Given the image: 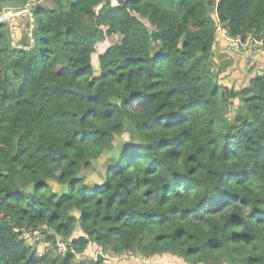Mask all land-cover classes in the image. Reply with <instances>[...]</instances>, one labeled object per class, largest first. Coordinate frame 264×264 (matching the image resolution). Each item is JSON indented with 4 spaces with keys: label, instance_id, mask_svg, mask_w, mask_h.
I'll list each match as a JSON object with an SVG mask.
<instances>
[{
    "label": "trees",
    "instance_id": "16d2710c",
    "mask_svg": "<svg viewBox=\"0 0 264 264\" xmlns=\"http://www.w3.org/2000/svg\"><path fill=\"white\" fill-rule=\"evenodd\" d=\"M32 11L27 48L0 24V264H264V65L238 88L213 68L219 27L264 51V0Z\"/></svg>",
    "mask_w": 264,
    "mask_h": 264
},
{
    "label": "rangeland",
    "instance_id": "374dc122",
    "mask_svg": "<svg viewBox=\"0 0 264 264\" xmlns=\"http://www.w3.org/2000/svg\"><path fill=\"white\" fill-rule=\"evenodd\" d=\"M29 1H32V3L34 2L35 4H45L49 0H29ZM23 28H25V27H22L18 33L16 31L12 32L13 39L15 41H18V44H21L20 39L23 36V30H24ZM31 39H32V37H30L28 39L29 44L27 46H25L26 48L31 45V43H32ZM21 45H23V44H21ZM222 49H226V48L223 47ZM249 51H250V46H246V48L244 50L232 52V54L235 57H232V55L228 56V55H226L225 52H217L216 53V55L213 59V68L218 70V75H219L221 81H223V82L227 81L226 82L227 84H228V82L231 81V83H229V85H231V87L238 88L241 84H243L245 82L247 76L252 74L251 73L252 70L259 72L260 68L262 69V67L264 65V51H262V50L258 51L259 53L255 54L253 56L252 55L250 56ZM220 55L222 56L221 58H219ZM252 60H253V62H252ZM229 61H230V63H229ZM234 63H236V65H234ZM228 66H231V68H229ZM240 74L243 76H242V79L239 80L238 77ZM235 103H237V102H235ZM127 138H128L127 134H124L121 136H116V138L114 139V142H113V149H115V150H116V148L118 149L119 143L123 140H127ZM105 156H106L105 154L101 155L99 157V159H97L95 161L93 168L91 170L86 171L87 182H90V183L91 182H97V181H100L102 179V177H103V165L107 159ZM52 185H53V188L56 189L57 191L61 190V187L59 185H55V184H52ZM36 238L39 239L37 241V243L40 246V248H41V246H44L46 244L45 241L42 240V238H43L42 236L36 237ZM31 242H33V239L31 240ZM96 252H97V250H94L91 255H93V256L96 255Z\"/></svg>",
    "mask_w": 264,
    "mask_h": 264
},
{
    "label": "built area",
    "instance_id": "2783aa9c",
    "mask_svg": "<svg viewBox=\"0 0 264 264\" xmlns=\"http://www.w3.org/2000/svg\"><path fill=\"white\" fill-rule=\"evenodd\" d=\"M3 23L8 24L12 45L21 47L22 45L18 44V41H15L13 39L12 32L16 31L18 33L22 27L26 28V26L28 25L26 29L28 36L29 38L32 36L31 29L34 23V14L32 11V4L28 2L25 5L19 6V7L10 6V7L1 8L0 9V24H3ZM219 30L221 31L225 39L228 41L229 48L233 50H238L240 47L245 46L247 44V41L243 43L240 38L238 37L234 38V37L229 36L227 31L224 29H221L220 27H219ZM31 42H32V39H31ZM258 44L261 45V42H258ZM0 218H1V214H0ZM57 247H58V252L60 253H63L67 250L66 243L63 241H58ZM149 261L150 260L146 257H143V258L138 257L132 251H123L121 253L106 252L103 254L104 264H107V263L109 264H143V263H149Z\"/></svg>",
    "mask_w": 264,
    "mask_h": 264
},
{
    "label": "crops",
    "instance_id": "0c3cea01",
    "mask_svg": "<svg viewBox=\"0 0 264 264\" xmlns=\"http://www.w3.org/2000/svg\"><path fill=\"white\" fill-rule=\"evenodd\" d=\"M226 48V49H222V48ZM217 52H225L226 54H228V55H232V57H235L233 54H232V52H234L233 50L231 51L230 49H229V47H226L225 46V44H224V42L221 40V41H219L218 43H217V45H216V48H215V51H214V53H215V55H216V53ZM222 56L220 55V57L219 58H221ZM229 63H230V61H229ZM234 65H236V63H234ZM233 65V66H234ZM232 66V67H233ZM229 68H231V66H228ZM228 68V69H229ZM242 76L243 75H239V77H238V79L240 80V79H242ZM238 80V81H239ZM223 82V81H222ZM227 81H225V82H223V83H225V84H227L226 83ZM229 83H231V81L230 82H228V86H231V85H229ZM155 262H158V264H170V263H172L171 262V260H169V259H163V258H157V259H155ZM174 263H177V264H181V262H174Z\"/></svg>",
    "mask_w": 264,
    "mask_h": 264
},
{
    "label": "clouds",
    "instance_id": "9594fccd",
    "mask_svg": "<svg viewBox=\"0 0 264 264\" xmlns=\"http://www.w3.org/2000/svg\"><path fill=\"white\" fill-rule=\"evenodd\" d=\"M28 2L32 4V2H31V1H28ZM6 7H10V6H6ZM11 7H12V6H11Z\"/></svg>",
    "mask_w": 264,
    "mask_h": 264
}]
</instances>
